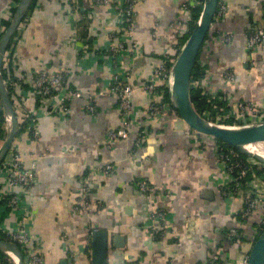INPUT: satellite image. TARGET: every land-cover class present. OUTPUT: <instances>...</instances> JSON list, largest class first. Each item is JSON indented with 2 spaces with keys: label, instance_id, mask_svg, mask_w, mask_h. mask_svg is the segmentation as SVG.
Returning <instances> with one entry per match:
<instances>
[{
  "label": "crops",
  "instance_id": "crops-1",
  "mask_svg": "<svg viewBox=\"0 0 264 264\" xmlns=\"http://www.w3.org/2000/svg\"><path fill=\"white\" fill-rule=\"evenodd\" d=\"M16 1L0 0V25ZM189 1L140 0L132 34L139 48L114 57L110 47L127 39L116 7L77 0L76 12L70 0H35L23 41L14 49L20 72H68L75 90L107 92L93 110L86 97L72 99L64 116L48 114L59 98L27 100L38 111L39 138L28 126L13 145L26 168L37 163L21 203L29 207L27 231L44 264H93L94 230L108 232L107 264L248 260L264 220V199L251 215L243 212L248 193L259 188L264 193L263 165L255 164L259 174L246 191L226 195L233 182L218 142L195 134L172 108L158 117L149 114L151 106L164 103L165 82L154 70L163 60L176 61L189 34L191 11L184 8ZM221 4L225 12L215 18L198 58L200 90L221 96L226 112H238L241 104L263 111L264 40L250 48L249 38L264 30V0ZM112 35L117 39L112 41ZM115 74L136 89L128 140L109 137L122 126L117 95L109 92ZM146 84H154L156 93L143 89ZM2 171L0 229L17 231L23 212L9 205L11 189ZM85 198L89 207L78 209ZM155 210L163 227L158 233L150 226ZM116 235L123 238L119 247Z\"/></svg>",
  "mask_w": 264,
  "mask_h": 264
},
{
  "label": "built area",
  "instance_id": "built-area-1",
  "mask_svg": "<svg viewBox=\"0 0 264 264\" xmlns=\"http://www.w3.org/2000/svg\"><path fill=\"white\" fill-rule=\"evenodd\" d=\"M21 0H17L13 3L12 8H17ZM72 3V10L77 12V0H70ZM98 5H111L117 8V15L119 20L120 28L123 30V33L127 35V39L121 41V39L117 42L116 45H112L110 47V52L114 57L120 56L124 52L135 53L139 48L136 40L133 38L132 34L134 31V16L136 7L140 0H94ZM195 0H190L189 3L184 4V8L187 11H191L190 8L191 3ZM200 4V3H197ZM225 12V7L221 4L216 15L217 17H221ZM6 29L0 25V33H4ZM26 32V19L21 23L18 28L17 36L13 38L9 49L7 50L4 62H3V70L8 74V77L4 79V84L7 87L8 91H10L11 100L13 101V106L15 109V113L17 118L22 126V129L28 127L32 130L34 138H39V132L37 129V119H38V111L36 108L30 107L27 104V100H43L45 98H59V103L52 107L49 111V115H67L70 111L69 102L72 99H80L83 97L87 98L88 107L90 110L94 109L93 104L98 100V98L107 94L106 91L100 92H82L80 90H75L71 86H69L68 81V72L61 73H51L47 70L40 71L38 73H21L20 72V60L18 56L14 55V49L23 41ZM116 35L111 36V40H116ZM128 40V41H127ZM264 40V30H259L254 33L249 38V46L250 48H255ZM175 60L172 62L168 60H163L154 70V74L165 82L164 89L167 90L169 84V78L171 75V71ZM196 86L199 87V81L196 83ZM143 89H145L148 93L154 94L156 93V86L154 84H146ZM200 89V87H199ZM109 92L116 94L119 102V108L121 110L122 115V126L120 129L113 131L110 133V140H128L131 136V119L133 115V105H132V97L136 91L135 87L130 84L125 83L120 75L115 74L113 77V82L109 87ZM28 93V96H27ZM206 94V93H204ZM209 95V94H206ZM211 96V95H210ZM32 97V98H29ZM213 99L217 98V96H211ZM221 100L224 101L223 98ZM172 108L170 101L164 102L158 105H153L149 108V114L151 116H161L166 110ZM218 111L215 117L217 123L214 124L227 126L220 124V122L225 121L229 118H234L238 120L241 125H232V126H246L251 124H261L264 122V110L260 112H253L252 109L245 104H241L238 106V112H226L225 109L220 107H215ZM248 111H251L248 113ZM250 115V116H249ZM206 117H211L210 113H206ZM247 120V121H246ZM213 123V122H211ZM231 126V125H228ZM6 133L8 131V123L5 125ZM194 131V130H193ZM195 132V131H194ZM195 134H197L195 132ZM264 144V143H259ZM238 156L234 153L222 154L220 153L221 162L228 172V174L232 178V185L227 188L225 191L226 195L234 196L239 194L240 192L246 191L250 185L253 178H257V169L260 168L255 167V164L258 166H262V164L247 160L243 162L242 160L236 159ZM264 165V164H263ZM37 167V163L34 160L29 168L24 166V162L20 156L18 147L12 145L10 152L8 153L6 159L4 160L2 167L4 173L7 175V183L8 187L11 189L8 195V203L16 210H20L23 212L22 214V223L20 228L17 231H3L0 229V239L1 233H5L10 242L17 244L24 255V263L25 264H44L43 259L40 255L35 252L32 237L29 235L27 231V225L29 221V207H24L21 203V194L28 193L29 187L34 177V170ZM0 168V169H1ZM111 166L106 167V171L110 170ZM105 170H102L105 172ZM2 171V172H3ZM141 188L149 191L150 188L148 185L142 183ZM83 193L86 194V189L82 188ZM257 193H248L246 195V208L244 210V216H249L253 211L258 207V205L264 199V193L258 189ZM89 201L87 198L79 201V208H88ZM161 214L157 210L153 211L151 217V229L153 232L158 233L163 228L159 222L161 219ZM264 225V220L262 222ZM216 263V262H215ZM217 264V263H216ZM247 264V260L245 261Z\"/></svg>",
  "mask_w": 264,
  "mask_h": 264
},
{
  "label": "water",
  "instance_id": "water-1",
  "mask_svg": "<svg viewBox=\"0 0 264 264\" xmlns=\"http://www.w3.org/2000/svg\"><path fill=\"white\" fill-rule=\"evenodd\" d=\"M35 0H21L17 6L9 27L0 37V99L2 109L8 123L6 138L0 147V166L3 164L16 137L21 133L22 126L17 118L15 109L3 78L4 57L15 37L19 26L27 17ZM221 0H205L203 12L195 29L190 34L187 42L180 51L171 71L168 84L169 101L172 109L198 136H210L217 142H223L242 154L251 157L262 164L264 161L256 156L250 155L244 150L245 146L264 143V131L237 133L226 129L222 125L209 122L201 116L194 108L190 97V81L194 67L198 61L201 50L216 18ZM189 69L186 76L187 97L178 91L181 74ZM264 124V122L262 123ZM250 126V125H248ZM108 232L105 230H94L91 233L92 262L93 264H107L108 258ZM123 242V238L115 236L116 247ZM0 251L8 255L14 264H25L21 248L13 243L0 239ZM15 259V260H14ZM247 264H264V231L255 241Z\"/></svg>",
  "mask_w": 264,
  "mask_h": 264
},
{
  "label": "trees",
  "instance_id": "trees-1",
  "mask_svg": "<svg viewBox=\"0 0 264 264\" xmlns=\"http://www.w3.org/2000/svg\"><path fill=\"white\" fill-rule=\"evenodd\" d=\"M197 3H200V4H197ZM204 3H205V0H195L191 3V6H193V7L190 8V10H191V21L189 23L190 30H189V34H187V36L184 38V40L182 42V47H184V45L187 42L190 34L192 33V31L195 29L198 22L200 21V18H201L202 12H203V8H204ZM15 10H16L15 8L11 7L9 18L7 20H3L1 22L2 27H4L5 29H7L9 27L10 22L13 18L14 13H15ZM2 34L0 33V37L2 36ZM16 36H17V33H16L15 37ZM198 67H199V65H198V61H197L196 65L194 67L193 73L191 75V81H190V97H191L192 104H193L195 110L201 116H203L206 120H208L209 122H213V123L216 122L217 123V121L215 119V117L217 115V111H216L215 107H220V108L226 109V110H228V107H227L225 101L221 100V96H218L217 98L213 99L210 95L204 94L199 89V87L196 86V83L202 77L201 76L202 71H199ZM7 77H8V74L5 72V70H3V78L6 79ZM9 93H10V91H9ZM10 97H11V95H10ZM163 99H164V102H169V94H168L167 90H165V92H164V98ZM206 113H210L211 117H209V118L206 117ZM220 124L227 125V126L228 125H231V126L232 125H241V123L234 118H229L225 121L220 122ZM5 125H6V118H5L3 109H2V103H1V99H0V142H1V140H4L6 138L7 133L5 130ZM218 146H219V153H222V154L234 153L238 156V158H236V159L242 160L243 162H246L248 160V157L246 155L242 154L237 149L232 148L231 146H228L227 144H225L223 142H218ZM253 161H255V160H253ZM255 162L259 163L257 161H255ZM1 166H0V168H1ZM260 174H262V172H260ZM261 176H263V175H261ZM263 231H264V225L261 224L259 226V235ZM259 235H258V237H259ZM258 237L256 238V240L258 239ZM1 239L10 242V239L8 238V236L5 233H1ZM0 264H14V263L8 255H6L5 253L0 251Z\"/></svg>",
  "mask_w": 264,
  "mask_h": 264
},
{
  "label": "bare ground",
  "instance_id": "bare-ground-1",
  "mask_svg": "<svg viewBox=\"0 0 264 264\" xmlns=\"http://www.w3.org/2000/svg\"><path fill=\"white\" fill-rule=\"evenodd\" d=\"M189 69L185 70L180 77L178 91L180 94L187 97V85H186V76ZM226 129L237 132V133H248V132H258L264 131V124H251L250 126H224ZM260 144H252L244 147V150L250 155L256 156L264 161V151L259 149ZM261 148V147H260ZM263 149V148H262ZM15 260V259H14Z\"/></svg>",
  "mask_w": 264,
  "mask_h": 264
},
{
  "label": "rangeland",
  "instance_id": "rangeland-1",
  "mask_svg": "<svg viewBox=\"0 0 264 264\" xmlns=\"http://www.w3.org/2000/svg\"><path fill=\"white\" fill-rule=\"evenodd\" d=\"M247 121V120H246ZM260 147H259V149L261 150V151H264V144H260L259 145ZM263 148V149H262ZM248 157V156H247ZM248 160L249 161H251V160H255V159H253V158H251V157H248ZM259 162V161H258ZM261 163V162H260ZM262 164V163H261ZM263 165V164H262ZM262 167H264V165L262 166ZM11 260H12V258H11ZM13 261V260H12ZM13 263H14V261H13Z\"/></svg>",
  "mask_w": 264,
  "mask_h": 264
}]
</instances>
